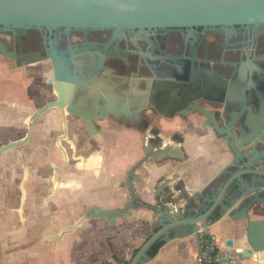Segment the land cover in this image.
<instances>
[{
  "label": "flooded vegetation",
  "instance_id": "af4514ba",
  "mask_svg": "<svg viewBox=\"0 0 264 264\" xmlns=\"http://www.w3.org/2000/svg\"><path fill=\"white\" fill-rule=\"evenodd\" d=\"M133 37L131 32L114 39L107 30L85 32L42 26L16 30L0 24V147L23 140L33 125L29 140L2 154L0 236L13 240L27 230L29 221L37 223L40 217L53 222L54 216H40L39 210L50 208L55 202L70 207L81 204L87 210L100 206L87 205L78 195L87 199L88 194L95 196L101 190L105 149L117 127L131 130L132 146L141 149V155L124 173L122 186L129 199L130 191L124 185L126 172L147 157L144 147L148 142L157 143L164 138L160 132L164 122L207 126L210 118L199 108L177 107L186 85L172 77L175 66L182 61L189 62L190 74L196 73L202 79L201 87L196 84L195 88L196 95L202 97L198 105L211 111L221 126L233 111L232 107H224V101L237 99L235 111L240 116L233 125L236 137L241 133V119L244 117L245 121L259 112L264 94V24L229 26L221 33L202 26L173 28L150 33V42H135ZM116 44L127 51L111 54L109 50ZM100 57L106 60L99 67L89 94V83L82 77L88 73L89 63ZM77 76L79 85H74L73 95L61 100L59 84L69 88ZM121 76L133 77L132 83L126 82L123 87H130L131 92L145 91L141 100L144 107L135 109L133 115L113 108H93L103 99L121 101L117 89ZM56 102L60 105H49ZM210 125L214 130L212 121ZM215 138L218 139L216 135ZM175 139L179 136L175 135ZM133 151L127 150L126 155ZM244 151H251L248 156L264 170V129L251 141L244 124ZM226 156L229 158L230 154ZM154 157L160 164L171 159L173 166L181 159L168 152ZM140 169L148 172V166ZM139 177L133 182L139 200L154 205L137 191L136 183H145L143 176ZM146 190L143 185L142 191ZM15 247L16 243L10 246L11 252Z\"/></svg>",
  "mask_w": 264,
  "mask_h": 264
},
{
  "label": "water",
  "instance_id": "95a60500",
  "mask_svg": "<svg viewBox=\"0 0 264 264\" xmlns=\"http://www.w3.org/2000/svg\"><path fill=\"white\" fill-rule=\"evenodd\" d=\"M0 24L8 25L16 30L31 26L64 27L85 32L107 30L112 33L114 39L125 36L126 32H131L134 33L135 42H150V33H164L173 28L202 26L221 33L227 31V27L234 25H262L264 24V0H0ZM126 51L117 44L114 49L109 50L111 54L118 55ZM104 60H106L105 57H100L96 62L89 63L88 73L82 77V80L89 83V94L92 92V82L97 78V71ZM175 67L176 73L172 80L186 85V89L177 100V107L179 105L182 108H199L210 118L207 126H211V121L213 122L214 133L222 146L220 153L222 156L230 154L224 171L211 179L200 193L188 196L185 194L186 182L180 178V175L186 171L183 169L182 174L167 178L159 186L160 190L154 199L158 205L162 206L144 203L139 200V194L135 191L133 182L140 180L135 172L142 165L148 166L149 158L153 159L157 154L169 152L166 149H145L147 157L139 160L126 172L124 185H127L130 197L122 207L112 209L94 205L74 221L70 228L61 230L59 237L62 238L74 232L82 226L84 221L98 217L107 219L109 225L114 227L119 217L131 216L134 209L144 207L157 212L160 227L151 234L128 264H141L144 260L156 255L168 242L190 236L196 242V264H202L199 228L220 222L222 219L230 220L229 225L232 226L234 233L240 234L238 238H227L226 246L244 258L254 261L264 260V218L254 219L251 216L255 207L264 206V170L261 169L259 162L248 156V152L251 151H244V124L247 128V137L251 141L255 139L259 130L264 129V94L260 100L259 112L247 117L245 121L244 117L241 119V133L236 137L234 131L237 129L233 125L240 116V113L235 111L238 105L237 99L233 97L224 101V107H232L233 111L224 126H221V122L215 119L211 111L198 105L202 97L196 95L195 88L196 84L201 87V77L196 73L190 74L191 68L187 61H182ZM241 77L244 78V73ZM77 79L78 76L72 79L74 84L68 86L69 88L59 84L58 92L61 100L73 95L74 85H79ZM125 101L126 98L122 95L119 103L118 101L111 103L103 99L101 103H95L92 107L113 108L120 112L124 110ZM132 104L138 109L143 106L136 96H133ZM49 105L60 104L56 102ZM32 132L33 125L30 126L23 140L2 145L0 163L5 150L16 149L17 145L30 139ZM171 163L172 161L167 165L168 168L173 169ZM226 173L229 176L220 181V177ZM245 174L248 176L245 177ZM220 182H222L221 185L217 186ZM164 190L170 192L169 204L166 205L162 204L160 199V193ZM236 204L239 209L230 212ZM243 222L244 226H242ZM239 242L244 245L238 247ZM222 262H225V259H222Z\"/></svg>",
  "mask_w": 264,
  "mask_h": 264
},
{
  "label": "crops",
  "instance_id": "0c3cea01",
  "mask_svg": "<svg viewBox=\"0 0 264 264\" xmlns=\"http://www.w3.org/2000/svg\"><path fill=\"white\" fill-rule=\"evenodd\" d=\"M132 79L133 77L121 76L118 81L120 87L117 89L118 93L126 98L124 111L133 115L135 109H138L132 106L133 96L141 101L146 95L142 89L131 92L130 87H123L126 82L132 83ZM131 93L133 96H130ZM115 131L116 135L111 139V144L104 153L106 164L101 190L95 196L88 194L87 199L83 194L78 195L81 196L80 198L83 196L87 205L97 203L102 208L115 209L122 207L128 199V192L122 186L124 173L133 164L135 157L141 155V149L140 146H132L131 130L117 127ZM135 132L137 135L140 134L137 129ZM160 132L163 133L164 138L157 143L148 142L144 148L166 149L170 155L174 154L181 159L171 169L167 165L171 159L160 164L155 160L156 158H153L149 161L148 172L142 169L135 172L138 177L143 176L146 183H136L137 191L154 205L162 206L156 204L154 199L159 190L158 186L167 178L182 174L183 169L186 171L180 175V178L186 182L185 194L195 196L211 179L226 168L230 157L225 158L221 155V142L215 138L212 127H201L195 124L181 126L164 122ZM175 135L179 136V139L173 140ZM132 148L134 149L132 154L126 155L127 150ZM228 176V173L224 174L223 179ZM143 185L146 191H142ZM169 193L166 190L160 193L162 204H169ZM63 204L55 202L54 206L39 210L40 216H54L53 222H45L40 217L37 223L29 221L27 230L24 229L23 234H18L13 240L0 236V264H128L151 234L160 227L159 216L155 210L137 207L131 216L119 217L114 227H111L105 218H93L84 221L82 226L74 232L60 238L59 232L70 228L74 223L72 219L75 220L87 210L81 204L77 207ZM237 209H239L238 204L231 208L230 212ZM251 216L254 219L264 218V206L255 207ZM229 222L228 219H222L220 222L209 225L210 232L220 247H223L227 238L240 236L239 233H234ZM26 231L29 234H26ZM32 236L36 238L32 240ZM14 243L16 247L11 252L10 246L12 247ZM237 245L244 244L239 242ZM6 248L7 251L10 249L9 253L4 251ZM195 256L196 242L190 236L168 242L156 255L144 260L141 264H196ZM241 260V264H264V260L254 261L242 256Z\"/></svg>",
  "mask_w": 264,
  "mask_h": 264
},
{
  "label": "built area",
  "instance_id": "2783aa9c",
  "mask_svg": "<svg viewBox=\"0 0 264 264\" xmlns=\"http://www.w3.org/2000/svg\"><path fill=\"white\" fill-rule=\"evenodd\" d=\"M200 261L202 264H241V256L223 243L220 247L209 226H200ZM225 259V262H222Z\"/></svg>",
  "mask_w": 264,
  "mask_h": 264
},
{
  "label": "rangeland",
  "instance_id": "374dc122",
  "mask_svg": "<svg viewBox=\"0 0 264 264\" xmlns=\"http://www.w3.org/2000/svg\"><path fill=\"white\" fill-rule=\"evenodd\" d=\"M27 149H29V148H27ZM31 201H32V200H31ZM82 214H84V213H81V215H82ZM81 215H80V216H81ZM80 216H79V217H80ZM79 217H78V218H79ZM78 218H76L75 220H74V218H73V219H72L73 222L76 221Z\"/></svg>",
  "mask_w": 264,
  "mask_h": 264
},
{
  "label": "bare ground",
  "instance_id": "6f19581e",
  "mask_svg": "<svg viewBox=\"0 0 264 264\" xmlns=\"http://www.w3.org/2000/svg\"><path fill=\"white\" fill-rule=\"evenodd\" d=\"M238 247H242V246L239 245Z\"/></svg>",
  "mask_w": 264,
  "mask_h": 264
}]
</instances>
